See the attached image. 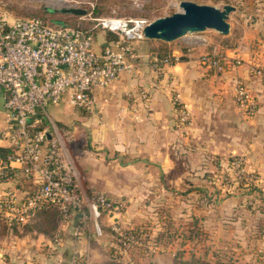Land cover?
<instances>
[{"label": "rangeland", "instance_id": "obj_1", "mask_svg": "<svg viewBox=\"0 0 264 264\" xmlns=\"http://www.w3.org/2000/svg\"><path fill=\"white\" fill-rule=\"evenodd\" d=\"M180 1L0 0V5L14 17L42 16L52 22L89 27L106 17L149 22L178 11ZM188 1L219 8L235 6L228 17L229 33L206 29L171 42H134L138 56L135 65L143 68L139 73L135 69L120 76L117 81L123 79L122 85L114 82L112 89L106 90L110 85L103 88L93 111L62 102L49 106L47 113L57 126L71 132L67 144L80 186L88 193L100 191L114 200H125L123 226L138 230L145 240L156 241L159 247L167 246L155 253L129 252L126 256L134 264H174L177 256L201 257L210 264L261 262L264 130L250 131L239 122L231 125L223 120V104L239 117L243 114L235 109L234 79L221 88L220 82L227 80L224 73L219 74L224 68L204 70L195 62L197 56L218 46L223 55L239 59L237 67L241 69L261 66L264 0ZM67 7L87 12L78 16L49 10ZM93 33L98 51L103 49L102 42L114 40L102 28ZM165 53L178 54V64L170 71L164 72L167 67L153 73L150 56ZM222 64L229 66L228 62ZM259 80L264 85V79ZM150 85L152 94H158L154 99ZM141 88L149 92L143 102L138 98ZM3 93L0 89V110ZM183 105L190 112V121L185 124L179 121ZM43 125L51 127L46 119ZM38 217L14 224L10 230L0 227V264H69L72 249L65 247L63 238L56 244L41 237L35 229ZM88 225L92 229L93 222ZM103 225L102 236L92 237V244L90 241L79 248L88 255L89 264H114L111 250L116 240ZM194 233L197 236L187 237ZM240 249L247 252L236 254Z\"/></svg>", "mask_w": 264, "mask_h": 264}, {"label": "built area", "instance_id": "obj_2", "mask_svg": "<svg viewBox=\"0 0 264 264\" xmlns=\"http://www.w3.org/2000/svg\"><path fill=\"white\" fill-rule=\"evenodd\" d=\"M146 24L139 18L97 20L95 27L118 37L98 51L86 30L66 23H50L39 16L14 17L0 5V88L4 91L5 113L0 144L7 148L0 155V186L7 183L26 187V193L20 196L0 187V219L27 222L39 210L52 207L58 211L62 224L75 218L72 235L76 239L89 231L94 238L102 236L103 219L117 236L116 261L137 248L147 247L152 253L158 250L159 245L145 240L141 232L123 226L125 200H114L100 191L88 193L80 186L68 150L71 132L57 126L47 113L49 106L62 102L93 111L97 107L96 89L107 88L123 74L138 68L133 43L145 39ZM197 59L205 68L217 71L224 68L222 62H228L232 68L240 64L239 59L223 55L217 46ZM150 62L151 68L158 71L178 63L179 55H153ZM253 69L264 79V63L254 65ZM139 97L142 101L147 99V92L141 90ZM234 100L245 110H254L257 105L251 90L241 81L235 84ZM44 119L50 123V129L43 125ZM179 121H190L186 105ZM53 241L60 244L59 234ZM69 259V264H89L86 252H80L76 246Z\"/></svg>", "mask_w": 264, "mask_h": 264}, {"label": "crops", "instance_id": "obj_3", "mask_svg": "<svg viewBox=\"0 0 264 264\" xmlns=\"http://www.w3.org/2000/svg\"><path fill=\"white\" fill-rule=\"evenodd\" d=\"M139 42V41H138ZM109 43V42H108ZM107 43L104 41L102 42L100 45L101 47H105ZM94 46L96 48V43H95V40H94ZM218 47V46H217ZM97 50V48H96ZM198 57V56H197ZM196 61L195 63H197L201 68H203L204 70H208V68H205L204 66H202L199 62H198V59L196 58ZM178 64V63H176ZM257 65V64H256ZM143 66V65H141ZM141 66H138V68H136V71L139 73L140 72V69H142L143 67ZM253 66L254 65H247L245 66L244 68L241 69V67H237V68H232L230 66L228 67H224V69L222 70L221 73L219 74H222L224 73V76L227 78V80H225L223 83L220 82V87H224L229 80H232L234 79V85H233V98H234V90H235V84L237 81H241L247 88H249L256 96V101H257V105H256V108L254 110H245L244 108L238 106L235 102V100L233 99L234 103L236 104V106L238 107H235L236 110H241L243 112V114L239 117L237 114H234V112H231V111H228L226 108H225V104H223L222 106V110L224 111L223 114H222V119L223 120H226L228 121L231 125H233L234 123H237L239 122V125H241L240 127H243L245 128L246 130H250V131H254L255 129H263L264 130V115H263V111H264V85L262 84V82L259 80V78H262L260 77L258 74L255 73L254 69H253ZM167 68V67H165ZM175 68V64H173L171 67L167 68V69H164V72L165 71H170V69H173ZM146 69V68H145ZM151 71L154 73V72H159L161 70H158V71H155L153 68H151ZM238 69V70H237ZM135 72V71H134ZM136 72V73H137ZM151 72V75H153V73ZM189 72V73H188ZM188 75L192 74L191 71H188ZM161 73V72H159ZM215 74H218L217 72H215ZM123 78H126V77H123ZM123 79H120V81H114V82H119V85L120 83L122 82ZM113 82V83H114ZM112 83V84H113ZM112 84L106 89V90H109V88L112 86ZM116 84V83H115ZM127 83H124V85L122 87H125ZM219 84V82L217 83ZM117 85V84H116ZM122 85V83H121ZM114 87V85L112 86ZM153 86L150 85V92H151V95H152V99H154L155 97H157V93L154 92L152 94V91L154 90V88H152ZM221 87V88H222ZM1 89V88H0ZM112 89V88H110ZM127 89H131V88H127ZM141 90H145L147 92V96H148V89L147 88H141ZM101 91V92H100ZM139 91V92H140ZM104 91L102 89H96V94H98V97H97V103L96 105L100 102V99H101V94L103 93ZM3 98H4V93H3ZM100 98V99H99ZM138 98L140 99L139 95H138ZM137 98V100H138ZM151 101V99H150ZM143 102V101H141ZM259 102L260 105H259ZM4 103V101H3ZM101 106H102V103H100ZM146 104V103H145ZM144 104V105H145ZM148 106V102L146 104ZM145 105V106H146ZM3 106V105H2ZM234 106V105H233ZM259 106V107H258ZM256 113H254V111H256ZM4 116H5V113H4V108H2V110H0V126L3 125L4 123ZM2 145L0 144V147ZM0 187H4V188H7V189H10L11 191L13 190L16 194H18L19 196L20 195H24L26 193L25 189L26 187L25 186H20V187H16L14 186L13 184H7V183H3ZM105 193V192H104ZM107 194V193H106ZM110 198L112 199H115V197L113 198L112 196H110L109 194H107ZM121 199V198H120ZM105 221V220H104ZM2 222V221H1ZM75 225V218L72 219L69 223L67 224H62L61 222L58 223V229H57V233L61 236V240L63 238L64 240V244H65V247L67 248H73V246H76L78 249L81 248V247H84L86 245H89L90 244V241L92 239V234H90V232L85 236V237H81L79 239H76L73 235H72V230H73V226ZM8 230V229H7ZM38 234L42 237H45L46 240H48V242H51L52 241V238H49L47 237L46 235H44L43 233H39ZM62 242V241H61ZM93 241H91V244H92ZM242 252H247V251H242V249H240V251L236 250V254H240ZM250 254H253L252 250H249L248 251ZM245 262V261H244ZM235 264H239V263H236L234 261ZM249 264H264V259L261 261V262H248Z\"/></svg>", "mask_w": 264, "mask_h": 264}, {"label": "water", "instance_id": "obj_4", "mask_svg": "<svg viewBox=\"0 0 264 264\" xmlns=\"http://www.w3.org/2000/svg\"><path fill=\"white\" fill-rule=\"evenodd\" d=\"M235 9V6L231 4H225L222 8H219L182 0L179 2L178 11L148 22L143 28V35L145 39L164 42H171L189 33L202 32L206 29H213L222 35H226L230 30L229 14ZM49 10L78 16L85 15L87 12L86 9L80 7ZM47 137L50 138L49 133H47Z\"/></svg>", "mask_w": 264, "mask_h": 264}, {"label": "trees", "instance_id": "obj_5", "mask_svg": "<svg viewBox=\"0 0 264 264\" xmlns=\"http://www.w3.org/2000/svg\"><path fill=\"white\" fill-rule=\"evenodd\" d=\"M68 14V13H67ZM32 17V16H31ZM39 17H42V16H39ZM44 18V17H42ZM45 20H47L48 22L50 23H63L61 21H56V22H52L53 20H48L46 18H44ZM73 26H77L78 28H81L83 30H86L88 31L93 39H94V30L98 29L99 27H95V25H91V26H82V25H73ZM104 32L107 34V35H110L112 37H114L113 41H109L106 42L107 44L106 45H109L110 43L114 42L116 40V35L112 32H109V31H106L104 30ZM104 48V47H103ZM168 53H165V54H157L158 56H163V55H166ZM5 152H7V148L5 147H0V155L4 154ZM41 213V214H40ZM39 215L40 218H39V222L37 224V227L35 228L39 233H43L44 235H46L47 237L49 238H53L52 240H54L56 234L57 233V229H58V223L61 222V218L59 216V213L56 209L52 208V207H44L43 209L39 210L38 212H36V214L34 215L33 218H31L30 220H33L34 218H36V216ZM29 220V221H30ZM2 221V222H1ZM28 222V221H27ZM27 222H21V221H13V222H7L3 219H0V227L3 228V230L6 229H11V226H14V224H21V223H27ZM103 225V223H102ZM105 228H107L110 232V234L113 236V238H115L116 242H115V246L114 248H112L111 250V257L113 258V263L114 264H134L133 260L131 258H125V260H122L121 262L119 261H116L114 258L115 256L118 254V248H117V236L114 232H112L109 227H107V225H105V222H104V225H103ZM129 228V227H127ZM191 233V232H190ZM87 234H85L83 237H85ZM60 236V235H59ZM173 236V233H170L169 234V237H172ZM194 236H197V233H194V234H188L187 237L188 238H193ZM93 239H97V238H94ZM152 243H155V245H160L159 243H157L156 241L155 242H152ZM167 247V246H165ZM165 247H159L158 250L160 249H164ZM144 250L145 252L148 254L149 251H148V248L147 247H141V248H137V249H134L131 252H141V253H144ZM157 250V251H158ZM176 255V254H174ZM178 259V260H177ZM115 261V262H114ZM174 264H210L208 262L205 261V259H202L201 257H195V256H191L189 259H184L182 257H175L174 258ZM228 264V263H227ZM235 264V263H234Z\"/></svg>", "mask_w": 264, "mask_h": 264}]
</instances>
